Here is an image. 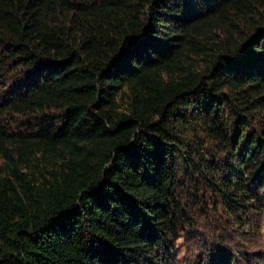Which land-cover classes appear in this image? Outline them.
<instances>
[{
    "label": "trees",
    "instance_id": "trees-1",
    "mask_svg": "<svg viewBox=\"0 0 264 264\" xmlns=\"http://www.w3.org/2000/svg\"><path fill=\"white\" fill-rule=\"evenodd\" d=\"M195 122L248 172L214 176L238 215L264 184V0H0V264H168Z\"/></svg>",
    "mask_w": 264,
    "mask_h": 264
},
{
    "label": "rangeland",
    "instance_id": "rangeland-1",
    "mask_svg": "<svg viewBox=\"0 0 264 264\" xmlns=\"http://www.w3.org/2000/svg\"><path fill=\"white\" fill-rule=\"evenodd\" d=\"M126 102V98L122 99V108ZM248 133L262 137L261 126L252 125ZM229 134L232 139L234 133L229 130ZM180 141L184 145L181 156L190 160L176 156L173 193L183 217L176 235L168 237L162 250L168 264H264V184L260 178L255 176L246 183L255 198L240 207L238 215L231 214L214 179L241 182V176L247 178L248 172L242 171L240 176L237 159L228 155L197 122L191 129L182 130ZM32 164L21 170L39 175L51 167L40 156ZM0 171H7L2 157ZM241 220L243 224L239 225Z\"/></svg>",
    "mask_w": 264,
    "mask_h": 264
}]
</instances>
